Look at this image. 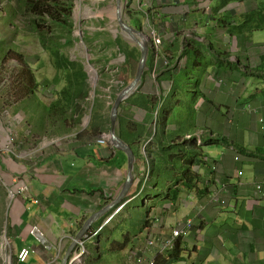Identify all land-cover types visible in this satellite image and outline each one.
<instances>
[{"label": "crops", "instance_id": "obj_1", "mask_svg": "<svg viewBox=\"0 0 264 264\" xmlns=\"http://www.w3.org/2000/svg\"><path fill=\"white\" fill-rule=\"evenodd\" d=\"M140 4L136 17L142 23L144 13V20L157 26L164 38L161 52L170 59L168 65L155 63L151 47L150 67L135 88L138 94L159 97L153 109L156 117L147 125L153 129L167 108L173 119L167 134L179 132L186 138L201 133L204 162L194 168L208 193L183 190L172 202L157 195L159 183L150 190L156 197L147 202L153 207L146 227L143 193L136 194L137 173L144 161L137 155L140 141H134L130 145L136 150L134 182L122 201L106 209L122 190L127 164L123 151L110 142H97L110 126L108 96L97 92L100 104L93 118H83V127L91 119L98 130L86 126L77 135V128L33 163L11 160V168L3 169V177L10 181L4 212L10 264L17 263L24 247L30 253L21 264H62L68 247L91 218L92 227L82 238L83 245L79 241L74 246L71 264H136L142 255L153 258L154 264H264V39H253L264 28L240 26L264 0H140ZM186 51L194 53L187 68L177 61L180 54L187 59ZM191 69L196 74L186 82V90L173 92L177 75ZM121 112L132 122L145 117L144 109L127 103ZM205 130L226 141L207 142L213 136H206ZM115 132L118 135L117 126ZM21 184H28L24 193L17 192ZM224 185L228 189L223 192ZM220 198L227 203H220ZM122 203V209L102 226ZM185 218H192V229L172 247H160V240L170 237L171 229ZM32 224L43 229L46 244L30 233ZM149 237L158 243L148 246ZM78 254L80 259L74 260Z\"/></svg>", "mask_w": 264, "mask_h": 264}, {"label": "trees", "instance_id": "obj_2", "mask_svg": "<svg viewBox=\"0 0 264 264\" xmlns=\"http://www.w3.org/2000/svg\"><path fill=\"white\" fill-rule=\"evenodd\" d=\"M73 8L74 0H0V71H5L9 77L14 96L19 98L18 101H24L31 119H34L33 125L37 128V130L34 129L35 133L39 132L47 137L68 134L76 130L81 125L86 112L89 110L93 118V110L100 104L96 91L92 103L88 100L90 83L85 65L82 62L71 60L61 52L63 45L71 44L74 40L72 36ZM30 13L33 17L29 18V30L37 37L42 47L49 52L54 66L60 72L51 80H38L25 54L4 32V25L8 28L14 27L15 31H21L22 29L16 24V19H21ZM129 21L132 26L142 29L141 21L134 14L129 15ZM44 25H47L49 29L46 30ZM240 26L243 30L264 28V4L248 13ZM48 30L51 32L48 33ZM115 44L126 59L132 55L128 44L121 38H117ZM185 54L187 55L188 52L186 51ZM188 55L187 62L185 61L186 68L194 60L192 56L194 53L191 54V60ZM150 56L149 52L147 68L150 67V61H152ZM182 74L185 73L182 72L175 78L173 92L181 90L179 78ZM100 76L102 85H105L109 77L108 71L103 68ZM61 82L63 85L58 88ZM41 86L43 90L53 87L52 99L47 103L39 98L38 91ZM158 102L157 95L138 94L135 90L120 103L116 120L119 137L131 146L134 141H140L137 155L143 161L147 160L149 164L147 179L145 180L139 171L136 186V194L143 193L146 227L149 226L147 217L153 207L147 202L151 199L153 201L156 197L150 190L152 187H159V183L162 184V188L157 195H163L162 199L172 202L178 199L183 190H192L201 194L208 193L207 186L203 188L200 186V174L194 168L195 165L204 162L201 144L198 145L193 138H184L179 132L173 135L167 134V126L173 120L168 116L167 108L161 115L159 114L153 129L147 125L152 121L151 111ZM124 103L144 109L145 117L140 122H132L129 118H125L121 112V105ZM88 104H90L89 107ZM87 126L92 132L98 130V125L94 123L92 125L91 119ZM84 131L81 130L77 135ZM203 133L206 136H213L207 142L226 141L225 137L217 136L210 131L205 130ZM143 145L145 154L141 151ZM133 153L136 157V150L133 149Z\"/></svg>", "mask_w": 264, "mask_h": 264}, {"label": "rangeland", "instance_id": "obj_3", "mask_svg": "<svg viewBox=\"0 0 264 264\" xmlns=\"http://www.w3.org/2000/svg\"><path fill=\"white\" fill-rule=\"evenodd\" d=\"M139 1H121L122 16L130 25L132 24L129 21V15L138 16L141 10L140 6L142 5H139ZM147 11L151 14L152 8ZM31 17L33 15L30 13L28 16L16 19V24L22 29L21 31H15L14 27L8 28L7 25H4V32L14 45H17L25 54L35 70L38 80H51L60 72L54 66L49 52L42 47L37 37L29 30L28 22ZM141 17H143V27L139 30L144 32V39L151 45V40L146 35L149 27L156 28V26L153 25V22L144 20V13ZM73 21L72 36L74 40L71 44L63 45L61 52L71 60L82 62L85 65L90 83L88 95L91 94L95 97V91L100 92L104 98L105 95H108L105 99L108 100L107 110L109 114L110 105L116 94L135 78L141 55L140 48L120 27L116 0H74ZM44 27L46 30L49 29L47 25ZM50 32L48 30V33ZM117 38H121L128 44L132 53L129 58L126 59L125 55L118 49L115 44ZM261 38L264 39V29L258 30L257 36L253 37L255 41ZM188 57L190 60L192 59L191 54ZM103 68L108 71L109 75L105 85H102L100 76ZM195 74L196 69H191L189 74L185 73L180 76L179 84L182 89L186 90V82H191ZM62 85L63 82L57 87ZM10 86L6 72L0 71V165H2L0 167V264H10L9 258L11 257H9L10 247L6 243L8 239L4 224V212L9 205L7 186H9L10 181L3 177L6 173L3 169L11 168V160L19 165L33 163L45 150L64 140L60 138L53 144L44 145V137L47 135L35 133L34 129L37 130V128L33 125L34 119H31L24 101H18L19 98L14 96L13 87ZM52 88L43 90L41 86L38 94L42 102L47 103L52 99ZM89 106L90 104H88ZM85 116H90L89 110ZM85 120H88L87 117ZM83 124L84 121L82 120L78 131L79 129L86 130L88 124L85 127ZM25 174L28 175L26 172ZM19 176L24 175L20 174Z\"/></svg>", "mask_w": 264, "mask_h": 264}, {"label": "water", "instance_id": "obj_4", "mask_svg": "<svg viewBox=\"0 0 264 264\" xmlns=\"http://www.w3.org/2000/svg\"><path fill=\"white\" fill-rule=\"evenodd\" d=\"M121 1L122 0H116L117 2V18L120 24V27L123 31H125L129 38H131L140 48V59L138 63L137 72L135 75V78L129 82L123 89H121L115 96L109 110V130L107 132V135L109 137L110 143L115 147L123 151L126 155V164H127V176L126 180L124 182V185L122 187V190L115 202L110 204L106 209L111 208L118 202L122 201L123 198L127 195L129 192L131 185L134 182V163L136 158L134 157L133 150L131 149L130 145L123 141L115 132V126H116V120H117V113L120 103L128 97L137 87L139 82L142 80L144 71L147 68V59L149 55V50L151 48V45L146 42V40L143 38L144 32L139 30L138 28L130 25L128 22H126L122 16V10H121ZM105 209V210H106ZM93 218L89 219L85 224H83L80 231L75 236L74 241L70 244L68 247L63 260L62 264H71V255L74 252V246L77 244V242L81 241L83 237L87 235V232L92 227Z\"/></svg>", "mask_w": 264, "mask_h": 264}, {"label": "built area", "instance_id": "obj_5", "mask_svg": "<svg viewBox=\"0 0 264 264\" xmlns=\"http://www.w3.org/2000/svg\"><path fill=\"white\" fill-rule=\"evenodd\" d=\"M205 7L206 8H209V6H205ZM147 33H148L147 35H148L149 39L151 40L152 47L155 49V58H154L155 59V63L162 62L164 65H168L170 63V59H169V57L167 55H165V54H163L161 52L164 38L160 34V32L158 31L157 26H156V28L155 27H149ZM178 61L181 62V63H185L186 57L185 56H182L180 54L178 56ZM92 98H93V96L91 94H89L88 95V100H89L90 103H92ZM156 114H157V111L155 109L153 111V114H152L153 119H155ZM60 138H64L63 135L62 136H57V137L56 136H52V137L45 136L44 137L43 144L44 145H47V144L54 143V142H56ZM186 138H188V139L189 138H193L194 141L198 145L202 144V139H201V133L200 132H197L195 134H189V135H187ZM97 142L98 143H102V144H106L107 142H110L107 133L101 134L99 136V138L97 139ZM143 148H144V145L141 147V151H142V153L145 154ZM148 174H149V164H148V161L146 160V161H144V165L142 167V170H141V174L140 175L144 176V179L146 180ZM258 188L261 190L262 186L260 184H258ZM26 189H27V185H25V184H21L20 186H17V192L19 191L20 193H24ZM227 189H228V187L226 185H224L223 186V192L224 191H227ZM9 195H11V196L13 195V193L10 190H9ZM219 201L222 204H226L227 203V201L225 199H223V198H220ZM125 203H122L121 205H119L115 209L114 213H112L110 216H108L104 220L102 226L106 225L113 218V216L118 211H120L122 209V207L125 205ZM193 224H194V222H193L192 218H185L184 220L179 221L178 224H177V226L171 229V236L168 237V238H164V239H161L160 240V247H162V246L163 247H168V248L172 247L174 245L175 241L186 230L192 228ZM30 227H31L30 228V233L32 235H34L39 241H41L42 243L46 244L47 243V240L45 238V234H44L43 229L38 224H32ZM80 243L83 245V241H80ZM157 243H158V241L155 239V237H149L147 239V245L148 246H153V245H155ZM29 253H30V249L28 247L22 248L19 251V253H18V258H17V263L16 264H21L24 260H26V258L28 257ZM77 259H80L79 258V254L74 256V260H77ZM136 264H154V259L153 258H150V257H147V256H144V255L138 256L137 257Z\"/></svg>", "mask_w": 264, "mask_h": 264}, {"label": "bare ground", "instance_id": "obj_6", "mask_svg": "<svg viewBox=\"0 0 264 264\" xmlns=\"http://www.w3.org/2000/svg\"><path fill=\"white\" fill-rule=\"evenodd\" d=\"M143 38H145V36H143ZM87 102V101H86ZM109 105H110V103H109ZM86 106V105H85ZM111 106V105H110ZM81 130V129H80ZM68 135V134H67ZM57 137V136H56ZM64 139V138H63ZM53 144V143H52ZM28 185V184H27ZM193 227V226H192ZM192 229V228H191ZM29 231H30V229H29ZM191 231V230H190Z\"/></svg>", "mask_w": 264, "mask_h": 264}, {"label": "clouds", "instance_id": "obj_7", "mask_svg": "<svg viewBox=\"0 0 264 264\" xmlns=\"http://www.w3.org/2000/svg\"><path fill=\"white\" fill-rule=\"evenodd\" d=\"M148 34V33H147ZM147 36V38H148V35H146ZM151 47H152V43H151ZM153 48V47H152ZM150 51V50H149ZM92 100H93V98H92Z\"/></svg>", "mask_w": 264, "mask_h": 264}]
</instances>
